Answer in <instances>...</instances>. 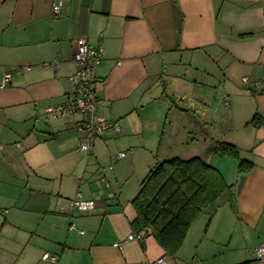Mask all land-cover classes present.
<instances>
[{
	"label": "crops",
	"instance_id": "1",
	"mask_svg": "<svg viewBox=\"0 0 264 264\" xmlns=\"http://www.w3.org/2000/svg\"><path fill=\"white\" fill-rule=\"evenodd\" d=\"M61 2L54 15V0H0V234L18 221L32 237L44 233L45 244L28 253L30 264H52L44 253L59 264H150L159 257L166 264H264L255 254L264 246V0ZM78 37L102 49L94 70L96 111L119 127L95 139L89 153L76 148L81 117L45 114L74 94L69 77ZM221 107L226 119L217 113ZM255 115L257 126L250 123ZM172 119L181 121L177 144L175 135L164 130L159 137L157 130L159 121ZM118 138L130 158L110 162L132 165L140 157L144 165L124 197L103 174L115 194L107 203L94 149ZM217 141L235 145L253 169L240 174L236 160L210 154ZM82 155L87 163L94 159L85 172L97 180L81 192L76 158ZM195 156L222 175L230 194L202 210L175 257L152 235L123 242L136 231L131 202L149 170ZM14 183L48 195L35 198L34 215L17 207ZM77 193L95 203L92 211L73 208ZM119 242L121 250L114 247Z\"/></svg>",
	"mask_w": 264,
	"mask_h": 264
},
{
	"label": "trees",
	"instance_id": "2",
	"mask_svg": "<svg viewBox=\"0 0 264 264\" xmlns=\"http://www.w3.org/2000/svg\"><path fill=\"white\" fill-rule=\"evenodd\" d=\"M257 118L255 115L250 121L253 126L259 124ZM210 154L236 160L240 174L253 169V164L241 159L238 148L231 143L214 142ZM230 190L222 175L200 157L157 162L131 202L136 213L132 226L136 231L150 228L165 255L175 257L202 210L218 204Z\"/></svg>",
	"mask_w": 264,
	"mask_h": 264
},
{
	"label": "built area",
	"instance_id": "3",
	"mask_svg": "<svg viewBox=\"0 0 264 264\" xmlns=\"http://www.w3.org/2000/svg\"><path fill=\"white\" fill-rule=\"evenodd\" d=\"M62 5L61 0H54L52 5L53 14L59 13ZM102 49L99 47L93 48L88 44L84 37H78L75 41V49L72 56V62L74 65V72L69 77V81L74 88L73 96L68 99L64 104L48 107L45 110V114L50 118H63L71 115H78L82 118L81 121L77 122L75 129L79 134V143L77 150L84 153L91 151L93 141L95 139H101L107 131L113 130L119 131L118 124L97 114V97L93 90V83L96 80V74L94 72L102 62ZM52 67H56L55 63L49 64ZM9 75L4 76V82L9 79ZM247 78L243 77L241 82L247 83ZM224 107L228 106V98H225L222 102ZM126 157L125 152H119L116 155V160H121ZM113 165L109 166V170H112ZM101 181L106 190H111L110 184L107 179L102 176ZM115 199L113 191L106 195V202L111 203ZM72 206L80 214L90 212L94 209L95 203L90 200H83L80 194H76V197L72 201ZM69 229L76 231L78 234L83 232L78 231L74 225L70 224ZM148 236H151L150 228H142L137 231H133L127 235L123 242L127 243L130 241L140 242L145 240ZM114 247L118 250L122 249V243L114 244ZM256 257L260 260H264V246H259L255 250ZM42 260L49 261L52 264H59L58 257L49 253L42 255ZM150 264H166L163 257L157 258Z\"/></svg>",
	"mask_w": 264,
	"mask_h": 264
},
{
	"label": "rangeland",
	"instance_id": "4",
	"mask_svg": "<svg viewBox=\"0 0 264 264\" xmlns=\"http://www.w3.org/2000/svg\"><path fill=\"white\" fill-rule=\"evenodd\" d=\"M241 91H244V89H242ZM216 99L212 100V102L215 106H216V104H215ZM223 107H221L219 110H217V113L220 116V118L226 119V110ZM212 110H215V109L212 108ZM157 113H158V111H157ZM215 114H216V112H215ZM234 116H237V114H235ZM162 121H159V123L157 125L159 137L162 136V133L165 130L166 135H169L170 137H171V135H175L174 137L171 138L172 141H174L176 144L179 143L181 138L178 136L179 130L177 128H178V125L180 124L181 121L172 119V121L170 123L167 121V124L164 126H162ZM168 123H169V125H168ZM148 128L150 129L151 126H149ZM119 137H121V134ZM121 143H122L121 139L118 138V141L116 143L108 144L107 146L103 145L101 147H97L94 149V152L98 156V159L101 160V163H100L101 165H98V172L96 171L99 174L98 175L99 179L101 180V177L104 175H105V177H108L110 182L113 185V188L115 190H118L117 188H120L121 194L123 193V197H124V196H126L127 193H130V191L132 190V187L135 186L136 177L139 174L140 168L144 165V163H141V162H143L144 160L142 158L138 157V158L134 159V163L132 165L128 164L130 162V160L127 161V164L123 163L124 161H120L116 164L113 162L111 163L110 162L111 160H113V159L116 160V155L120 151L125 152L127 154V157H126L127 159L130 158L129 154L131 153V150L127 151V147L122 148L123 146ZM80 158L82 159V161L80 159L76 158V161H77V168L76 169L80 171V173H79L80 176H83V174H84L83 181H82L83 183L81 182L80 189L78 188V190H80L82 192L83 189H81V187L84 185H88L90 183V180L96 179L95 178L96 176L94 174L95 177L93 179H90V177L85 172L87 164H88L89 170L91 169V167H94V159L93 158L89 159L88 160L89 163H87L85 159L83 160L84 155L80 156ZM111 165H113V168H112L113 171L108 169L109 166H111ZM109 171H111V172H109ZM101 172H102V174H101ZM116 172L118 175L115 178L114 176H115ZM52 176H53V174H52ZM4 177L6 180L8 179L7 175H4ZM96 180L91 181L92 182L91 184L96 183ZM107 181H108V179H107ZM55 183H56V181H55ZM14 185L18 187L17 191H16V196L18 198L17 207H19L21 209L28 210L29 213H31V215H34V211H32V210H33V202H34L35 198L39 197V196L47 198L48 195H43V194H40L38 192H35V193L24 192L23 191L24 184L20 185L18 183H14ZM95 185H97V184H95ZM95 185H94V187H95ZM114 185H116V186H114ZM103 186H102V188H103ZM110 187H111V185H110ZM75 189H76V187H75ZM75 189H74V192H75ZM104 190H105V195H107L109 192L113 191L112 188H111V190H106V189H104ZM83 197H82V199L84 200ZM1 221H2V219H0V222ZM33 223L36 224V221ZM16 224L18 225V227L13 226V225H11V226L7 225L5 228V231H3L0 234V264H30V258H29V254H28L29 251L34 247L36 250V247L45 244V240L43 238H41V237H43L44 233L42 234L41 237L40 236L32 237L30 234H27L26 230L23 228V225H21L19 221Z\"/></svg>",
	"mask_w": 264,
	"mask_h": 264
}]
</instances>
